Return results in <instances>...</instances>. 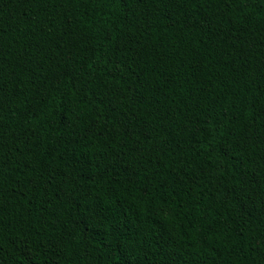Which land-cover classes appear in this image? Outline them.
<instances>
[{"label":"trees","instance_id":"16d2710c","mask_svg":"<svg viewBox=\"0 0 264 264\" xmlns=\"http://www.w3.org/2000/svg\"><path fill=\"white\" fill-rule=\"evenodd\" d=\"M0 264H264V0H0Z\"/></svg>","mask_w":264,"mask_h":264}]
</instances>
